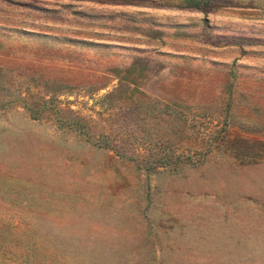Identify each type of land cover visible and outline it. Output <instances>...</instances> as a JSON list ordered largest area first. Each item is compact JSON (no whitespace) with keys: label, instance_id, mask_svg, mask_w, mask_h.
I'll return each mask as SVG.
<instances>
[{"label":"rangeland","instance_id":"obj_1","mask_svg":"<svg viewBox=\"0 0 264 264\" xmlns=\"http://www.w3.org/2000/svg\"><path fill=\"white\" fill-rule=\"evenodd\" d=\"M0 0V264H264V0Z\"/></svg>","mask_w":264,"mask_h":264},{"label":"trees","instance_id":"obj_2","mask_svg":"<svg viewBox=\"0 0 264 264\" xmlns=\"http://www.w3.org/2000/svg\"><path fill=\"white\" fill-rule=\"evenodd\" d=\"M189 4L202 10L209 6L207 0H189Z\"/></svg>","mask_w":264,"mask_h":264}]
</instances>
